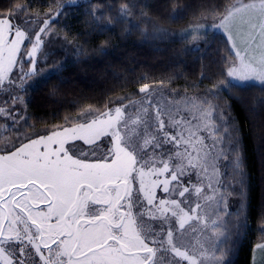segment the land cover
Here are the masks:
<instances>
[{
  "label": "snow or ice",
  "instance_id": "obj_1",
  "mask_svg": "<svg viewBox=\"0 0 264 264\" xmlns=\"http://www.w3.org/2000/svg\"><path fill=\"white\" fill-rule=\"evenodd\" d=\"M48 25L46 18L29 30L13 15L0 17V88H26L31 73L13 79L17 56L34 38L25 55L35 71ZM219 26H230L238 58L228 76L264 83V0L226 4ZM145 99L0 148V264H223L227 230L211 251L205 242L209 228L220 229L214 181L228 159L218 106L201 97L170 98L171 106ZM14 111L0 107L2 115ZM233 165L240 167L238 155Z\"/></svg>",
  "mask_w": 264,
  "mask_h": 264
},
{
  "label": "trees",
  "instance_id": "obj_2",
  "mask_svg": "<svg viewBox=\"0 0 264 264\" xmlns=\"http://www.w3.org/2000/svg\"><path fill=\"white\" fill-rule=\"evenodd\" d=\"M233 1L0 0V17L13 15L23 25L29 18L49 20L36 71L25 89L13 87L9 103L1 102L15 111L0 114V148L131 101L144 84L206 99L227 126L220 130L228 156L220 159L221 192L230 208L220 250L227 251L224 264H252L253 246L264 235V84L227 81L234 55L221 33L178 37L193 24L218 19ZM14 127L24 135L12 137Z\"/></svg>",
  "mask_w": 264,
  "mask_h": 264
},
{
  "label": "rangeland",
  "instance_id": "obj_3",
  "mask_svg": "<svg viewBox=\"0 0 264 264\" xmlns=\"http://www.w3.org/2000/svg\"><path fill=\"white\" fill-rule=\"evenodd\" d=\"M232 3H235V0ZM7 16H9V15H7ZM1 17H6V16H1ZM219 19H220V17L214 21H202V22L193 24L191 26V28L188 27V28L183 29L182 31L178 32V37L196 39L199 35H202V34L207 33V32L221 33L229 43L230 50H231L232 54L234 55V61L238 62V58L236 56V50L233 49L232 42H230L228 39V35H229L228 27H230V26L220 27L219 26ZM17 22H20V21L17 18L13 17V24H16ZM21 26L26 27L29 30H33V29L38 30L39 27L42 26V23H35L34 22V23L25 24V25L21 24ZM44 34H42V38H43ZM231 34L234 37V41H235L237 49H239L241 51V54H243L244 50H245V45L243 44L241 38L239 37V35L237 34L235 29H232ZM34 42L35 41L33 38L32 41L26 40L25 44L21 45V53L18 54V56H17V66L14 69V73H15V71H18V74H17L18 76L21 75L22 73H31L30 75H32L36 71V66H35V71H32L31 65L29 64V61L25 55V53L31 49L32 43H34ZM39 49L36 53V60H37ZM22 65H23V67H22ZM13 79H16V77L13 76ZM227 81L229 83L239 84V85H243V84L263 85L264 84V83H261V81H259L258 79L244 81V80L235 79L233 77H229L228 74H227ZM24 83H25V80H24ZM13 87H16V86L6 85L4 88H0V107L3 106V104L1 103L2 100L5 98H8V96H9L8 94L10 93V91ZM17 88H19V87H17ZM19 89H21V88H19ZM13 95H16V94H13ZM145 97H147V99H150L152 101H156L163 106H171L172 100L170 98H177V97L178 98H192L191 96L182 95V93L180 95L175 94L174 91H171V90H168V89H165L162 87H155V88L151 87V88H149V91L147 93H140V95L138 97L133 98V100H131V101L124 102L121 104H116V105H113L109 108H115L118 105H128V104H130V102H136L137 104H139L141 101H144L146 104L147 100L145 99ZM108 109H106L105 111H107ZM15 129H16V127H14V129L12 131V135L14 134V136H12V137L17 139L18 137H21L24 135V131H23L24 129L23 128H22V130H20V129L15 130ZM57 129H58V126L52 127V129H49V130H41V131H46V132L41 133L39 135L50 134L51 132H53ZM16 131H17V133L15 134ZM39 135L34 136L32 138H37ZM24 142H26V140ZM219 166H220L221 174H223V167H222V163L220 161H219ZM219 179H220V184L216 185L215 181H214V187L221 189L222 175L219 177ZM221 196H222V192L217 191V197L219 198ZM216 207H217V205L214 202L212 204V208L216 209ZM228 208H230V207H227V205L225 203V198L220 199L219 209H218V213H219L218 219L220 222V229H218L216 233H213L209 228V230L205 234L207 237L211 238L209 240H205V242L208 243V245H209V251H211L212 242L216 241L217 237L220 236L221 231L223 229L227 228L226 225L228 222V218H227L228 213L226 215H225V213L227 212ZM214 218H217V217H214ZM201 239L204 240L205 237L201 236ZM258 245H264V235L253 246L252 264H264V248H258L257 247ZM223 264H224V258H223Z\"/></svg>",
  "mask_w": 264,
  "mask_h": 264
}]
</instances>
